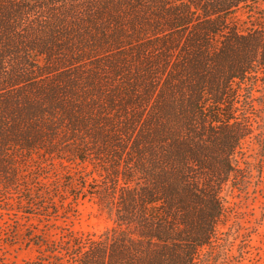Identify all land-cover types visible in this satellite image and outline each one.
Masks as SVG:
<instances>
[{"label":"trees","instance_id":"obj_1","mask_svg":"<svg viewBox=\"0 0 264 264\" xmlns=\"http://www.w3.org/2000/svg\"><path fill=\"white\" fill-rule=\"evenodd\" d=\"M263 2L0 0V196L114 222L31 235L36 264L229 259L225 195L264 171Z\"/></svg>","mask_w":264,"mask_h":264},{"label":"rangeland","instance_id":"obj_2","mask_svg":"<svg viewBox=\"0 0 264 264\" xmlns=\"http://www.w3.org/2000/svg\"><path fill=\"white\" fill-rule=\"evenodd\" d=\"M261 6L264 8V2ZM248 181L251 184L246 191L232 190L225 195L230 208L223 229L230 240V257L224 259L226 256L220 255L214 264H264V171H254L253 179ZM10 197L6 200L0 196V264H36L40 250L29 239L33 234L42 233L58 237L60 230L55 224L77 233L97 235L114 226L96 199L79 198L72 205L74 211L63 217L64 210L59 209L56 217L42 212L40 205L30 207L26 201L20 205L15 193ZM55 200L59 203L57 197ZM70 202L72 197L66 200Z\"/></svg>","mask_w":264,"mask_h":264}]
</instances>
